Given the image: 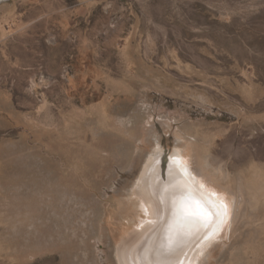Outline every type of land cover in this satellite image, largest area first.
<instances>
[{"label":"rangeland","instance_id":"374dc122","mask_svg":"<svg viewBox=\"0 0 264 264\" xmlns=\"http://www.w3.org/2000/svg\"><path fill=\"white\" fill-rule=\"evenodd\" d=\"M158 146L228 205L193 264H264V0H0V264L148 258Z\"/></svg>","mask_w":264,"mask_h":264},{"label":"bare ground","instance_id":"6f19581e","mask_svg":"<svg viewBox=\"0 0 264 264\" xmlns=\"http://www.w3.org/2000/svg\"><path fill=\"white\" fill-rule=\"evenodd\" d=\"M184 160L181 148L167 157L158 146L149 156L135 194L145 195L140 208L148 217L143 224L153 227L148 234L151 250L148 258L138 257L121 239L116 250L119 264H193L199 249L219 231L228 205L206 191Z\"/></svg>","mask_w":264,"mask_h":264},{"label":"snow or ice","instance_id":"6c2138e0","mask_svg":"<svg viewBox=\"0 0 264 264\" xmlns=\"http://www.w3.org/2000/svg\"><path fill=\"white\" fill-rule=\"evenodd\" d=\"M197 207H199V204H197ZM201 214H204L203 212H201Z\"/></svg>","mask_w":264,"mask_h":264}]
</instances>
